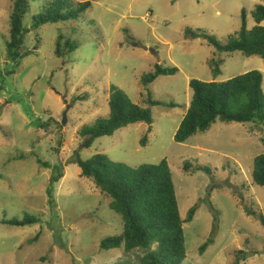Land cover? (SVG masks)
I'll list each match as a JSON object with an SVG mask.
<instances>
[{"label":"rangeland","instance_id":"rangeland-1","mask_svg":"<svg viewBox=\"0 0 264 264\" xmlns=\"http://www.w3.org/2000/svg\"><path fill=\"white\" fill-rule=\"evenodd\" d=\"M13 2L0 0V220L30 213L41 222H0V264H138L143 250L100 248L102 239L121 233L123 221L109 207L110 198L80 175L75 156L88 159L97 153L131 167L167 159L182 218L196 206L193 219L183 225L184 264H235L238 258V264H264V224L246 209L264 216V186L252 179L254 158L264 153V126L217 119L185 142L174 140L192 97L190 80L223 81L259 70L264 91L259 55L219 52L199 37L204 31L225 41L240 29L242 9L247 28H252V12L264 0H94L78 18L32 29L25 45L34 52L17 65L6 48ZM41 10L42 0L31 2L24 26ZM60 34L77 46L75 51L55 54ZM214 60L221 69L217 76ZM156 63L176 66L178 72L144 85L141 77L154 71ZM11 68L15 72L4 75ZM112 85L151 109L152 129L147 131L144 122L130 123L88 147L80 130L108 116ZM149 93L154 100L177 105H152ZM67 105L62 128L67 144L60 147L56 126L47 132L38 120H62ZM184 162L206 165L210 173L185 172ZM60 170L62 177L51 185V176ZM208 238L212 242L200 254Z\"/></svg>","mask_w":264,"mask_h":264},{"label":"trees","instance_id":"trees-1","mask_svg":"<svg viewBox=\"0 0 264 264\" xmlns=\"http://www.w3.org/2000/svg\"><path fill=\"white\" fill-rule=\"evenodd\" d=\"M33 1L36 0H14L10 12L6 48L9 59L16 65L19 60L34 52L33 48L30 49L25 45L26 35L32 29L37 30L46 23L78 18L94 0L75 4L71 0H42V10L34 14L31 25L25 27L23 20ZM252 15L256 24L252 28H247L246 10L242 9L240 29L229 34L225 41H220L214 34L204 31L199 34V37L206 39L219 52L240 51L247 57L259 55L264 63V25L261 24L264 21V5L259 4ZM186 32L198 35L192 29H187ZM37 39L38 36L35 41ZM76 48L74 43L60 34L56 41L55 54L64 56L75 51ZM213 62L215 66L212 72L214 76H217L221 71L220 64L215 60ZM14 72L15 68H11L5 70L4 75H11ZM177 72L176 66H163L156 63L154 71L144 74L141 82L148 85L160 75H172ZM189 85L193 93L188 109L174 134L176 142H185L197 132L209 130L217 119L225 122L257 123L264 126V91L261 71L250 70L223 81L192 79ZM79 99L87 98L82 96ZM148 101L152 105L166 107L177 105L174 102L154 100L150 93ZM108 104L107 117H99L80 130L81 134L86 136L88 147L97 138L113 135L115 131L130 123L144 122L149 125L147 131H151L153 123L151 109L133 103L124 91L114 85L110 87ZM38 125L47 132H50V127L55 125L59 135V146L63 147L67 144L62 139L61 120L49 117L41 123L38 120ZM140 143L142 146L146 145V136ZM58 151L61 153L60 148ZM75 161L78 163L80 175L93 180L100 191L110 198L109 207L119 214L123 221L121 233L102 239L101 249L109 250L123 246L126 251L143 250V253L138 256V264H184L186 244L183 225L193 219L196 206L190 207L187 217L182 218L173 175L166 158L156 164L143 163L136 167L112 160L104 153L94 154L88 159H82L77 154ZM44 165L49 167L48 163ZM183 170L185 172L203 170L210 173L208 166L192 165L189 162L183 163ZM62 175L61 170L56 175H52L51 185L59 181ZM252 179L256 184L264 186V153L254 158ZM48 194L49 203L53 206L55 201L51 188L48 189ZM246 209L249 215L258 217L264 224L263 214L252 207H246ZM0 222L11 226H25L39 223L41 218L38 215L25 213L22 218L2 219ZM40 234L41 231L29 241L36 240ZM210 242L212 238H208L199 247L200 254L205 251ZM239 260L240 258L235 264H238Z\"/></svg>","mask_w":264,"mask_h":264},{"label":"water","instance_id":"water-1","mask_svg":"<svg viewBox=\"0 0 264 264\" xmlns=\"http://www.w3.org/2000/svg\"><path fill=\"white\" fill-rule=\"evenodd\" d=\"M139 46H141L139 44ZM156 56L158 57V55L156 54ZM68 109H69V106L67 105V107L65 108L64 112H63V116H62V124L65 125L66 124V121H67V112H68ZM87 145V144H86Z\"/></svg>","mask_w":264,"mask_h":264}]
</instances>
